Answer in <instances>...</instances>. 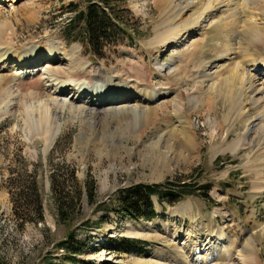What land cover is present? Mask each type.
Segmentation results:
<instances>
[{
    "label": "rangeland",
    "instance_id": "rangeland-1",
    "mask_svg": "<svg viewBox=\"0 0 264 264\" xmlns=\"http://www.w3.org/2000/svg\"><path fill=\"white\" fill-rule=\"evenodd\" d=\"M125 1L139 23V40L133 46H122L114 52L112 48H105L103 56L96 58L77 43L64 41L61 34V24L69 16L65 13L67 6L74 3L83 8L84 0H0V40H3L2 49L11 54L7 59H0V78L19 76L27 69L28 76L20 75L24 85L19 94L23 95L27 93V83L36 86L45 70L58 69L67 72L62 75L68 77L66 86L70 87L63 94L51 95L53 98L48 101L46 97L39 101L28 99L26 106L17 101L14 107H6L5 112L0 113L1 260L7 264H194L189 253L192 250L207 253L210 245L204 240L210 237V244L223 245L227 252L224 256L231 262L234 248L238 246L242 253L255 254L258 263L264 264V190H253V175L244 171L248 158L254 157L259 149L254 146L255 142L262 145V138L258 136L253 140L252 152L226 150L227 144L244 132L240 121L244 111H238L239 108L221 130L217 127L225 106L237 96L238 84L226 78L227 82L214 85L210 91L209 83L206 87L197 82L203 65L205 74L211 75L231 61L233 50L227 52L228 55L224 53L226 40L222 26L208 21L201 23L206 13L201 10L199 0H188L190 5L181 14V18L186 17V23L180 28L188 27L189 41L184 47L158 45L152 40L158 33L155 28L163 6L156 5L155 0ZM216 7L210 11L225 8L224 5ZM193 16H197L198 21ZM231 44L237 54L239 44L234 46V41ZM53 45L58 50V61L51 60L55 55L49 51ZM250 48L251 52L257 48L252 58L257 63L255 67L250 64L246 67L254 86L264 87V63H260L264 49ZM24 52H36L40 60L38 66L21 65V59L15 61L17 54ZM157 66L163 68L159 70ZM88 75L90 78L98 76V86L110 84L115 90L126 89V97L133 96L132 99L88 106L96 110L99 119L92 128L66 113L56 117V130L49 127L47 131L28 124L29 118L37 120V108L48 106L49 115L54 106L60 107L62 103L78 108L83 106L82 100H92L90 93L74 100L77 87L72 91L74 83L69 81L79 80V77L87 81ZM138 89H142V93ZM148 93L154 94L151 101L143 97ZM190 94L204 95L196 108L187 104ZM83 96L86 98L82 99ZM110 96L114 98V93ZM206 97H212L216 115L208 116L206 103H203ZM5 104L6 101L0 104V111ZM127 108H153L157 114L151 119L137 117L127 112ZM208 122H213L212 127ZM180 129L190 137L188 144L182 142V136L172 137V133L180 135ZM212 129L213 136L219 137L216 143L211 139ZM52 131L54 139L48 146ZM53 171L65 179H70V173H74L76 185L81 188L80 203L74 206L69 223L57 221L50 187ZM10 177L17 179L18 184L35 179L42 200L43 222L29 221L19 226L20 221L12 215L7 183ZM86 180L94 182L92 204L83 192ZM166 180L192 186L209 184V199L191 196L169 206L153 197L155 217L152 220L135 221L118 213L120 207L114 196L118 189ZM68 183L71 185L72 181ZM19 189L17 185L16 190ZM22 207L29 212V204L25 202ZM175 211L181 212L182 219L174 216ZM29 216L25 219L29 220ZM134 228H139L141 235L134 234ZM69 232L75 235L72 247L80 249L77 254L57 247ZM187 236L192 237L190 242ZM124 241L140 243L130 248ZM68 256H72L71 260Z\"/></svg>",
    "mask_w": 264,
    "mask_h": 264
},
{
    "label": "bare ground",
    "instance_id": "bare-ground-1",
    "mask_svg": "<svg viewBox=\"0 0 264 264\" xmlns=\"http://www.w3.org/2000/svg\"><path fill=\"white\" fill-rule=\"evenodd\" d=\"M155 4L160 5V6L162 5L163 12L160 14L161 16L160 21H158V24L156 25V28H155V30L158 33L152 40L153 43H156L158 45L161 44L163 46L184 47L186 42L189 41L190 33L188 30V27L180 28L181 24L184 23L186 20V17L184 18L182 16L181 18V14H183L182 12L186 8L189 7L190 3H188V0H155ZM199 5L203 13H206L204 17L205 19L201 20V23L204 24L205 21H208L210 22L209 24H218L219 26L221 25L223 31L225 32L224 40H226V45L224 46L225 48L224 53H227V52L229 53L231 50H233V55L230 58L231 61L229 62V64L232 63L231 65L228 64L227 66H224L218 69L217 72H214L211 75L205 74L206 66L203 65L201 70L199 69L200 72L198 73V76H197L199 78V81L197 82L199 83V86L206 84V87L208 86V83H209L210 85L207 88L210 91L213 90L214 85L218 83L220 84L223 82H227L226 78L232 79L237 82L238 84V88L236 89L237 96L233 98V101L229 102L228 105L225 106L222 120L218 122L217 127L219 128V130H221L224 126V123L232 116L233 112H235L238 108H239L238 111H244L243 115L242 116L240 115L241 116L240 121H242L243 123L242 129L244 130V132L242 135H238L234 141L227 144L226 150L229 149V150H232V151L234 150L235 152H237L239 150L244 149L249 152H252L253 148L255 147L259 148L257 153L254 155V157L252 156V158H248V161L246 165L244 166V171L248 174L253 175L251 188L255 191H262L264 190V87L257 88L256 86H254V83H253L254 81H252V76L249 75V71L246 65L248 66L250 64L251 66L253 65V67H255L257 63L255 59H252L254 56V52L257 50V48L255 49L254 52L253 51L251 52L250 46H254V47L258 46L264 49V0H199ZM222 5L225 6L223 10H220L218 8L215 11L214 10L210 11L212 8L215 9L217 8L216 6L220 7ZM240 8H241V11H240ZM200 16H201V13H200ZM177 18L178 20L177 22H175V19ZM194 18L196 21H198L197 16ZM251 21H253L254 23ZM1 31L2 30L0 27V39L2 36ZM242 38H244V43L242 41L243 40ZM2 41L0 40V59L1 58L7 59L9 58L11 54L9 50L6 51L5 48L2 49L3 47ZM232 41H234V44H233L234 46H236L235 43L239 44V47L237 48L238 50L237 54H236V51H234L235 47L233 48L230 46L232 45L231 44ZM49 51L55 52L53 53L55 54L53 55L54 58L51 60L58 61L56 57V53L58 52V50L56 49V47H54L53 45L52 49ZM261 54L262 53H259L258 55H261ZM15 59H16L15 61H18L21 59V65H24V66L31 64L33 68L38 66L40 62L39 57L37 56L36 52H32L31 54L26 53V52L19 53V55L17 54V58ZM261 62L264 63V58L260 60V63ZM157 68L161 70L163 66H157ZM27 71H28L27 69L21 71V74L18 73L19 76L18 75H14L13 77L4 76L0 78V104L2 105V103L6 101L4 109L0 111V113L5 112L6 107L12 108L17 103L18 104L21 103L24 106H26V104L28 103V99L39 101L41 100L40 99L41 97L43 98L46 97L48 101V98L52 97L51 95L56 96L58 94L59 95L63 94L66 91H68L70 88L66 86L68 81H66L65 79H68V77L67 76L64 77L62 75V74L67 75V72H63L62 70H58V69L52 70L50 72L45 70L41 74L42 78L39 81L40 83L37 84L36 86H33V84L31 83H27L28 85L27 93L20 95L19 89L24 85V82H23L24 79H22V76L20 77V75L24 74L25 76H28L29 72L27 73ZM97 78L98 76L90 78L88 75L87 81H85L86 78H80V77H79V80L78 79H75L73 81L69 80L70 82L74 83L72 91H74L75 87H77L74 91L76 93L75 96H73L74 100H78L77 98L80 95H88V93H90L89 96L92 95L91 97L92 100H88L89 102H87V100H82L81 103H83V106L78 107V108L68 106L67 104H66L67 106H63L62 105L63 103H62L60 107L54 106L53 110L50 111L49 115L47 111L48 106L47 104H45V106L47 107H44V108L40 107L39 109L37 108V117H36L37 120L32 121L29 118L28 124L31 127H35V128L38 127V128H41L47 131L49 127L50 129H52L53 127L56 130L58 128L57 127L58 125L56 124L57 123L56 117L60 114L66 113V114L78 117L81 120V122L85 125V127L87 126L89 128H92V125L97 124L99 122V119H97L96 110L93 111L89 109L90 106L92 105L98 106V105H101L102 103L116 104L122 99L123 100L132 99L133 96L126 97L128 96V91H126V89H121L122 87L115 90L110 84L102 85V87L98 86L100 81L98 80L99 78L98 79ZM21 80L23 84H21L22 83ZM34 81L35 80H32V82ZM199 86L198 88L201 89ZM66 87H67V90H64L66 89ZM107 92L109 94H107ZM115 92H118V93H115ZM138 92L142 93V89H138ZM111 93H114V96H113L114 98L110 96ZM143 93L147 94V92L145 91ZM44 94H46L47 96H45ZM130 94L132 95V93ZM120 95H124V96L122 97ZM201 96L202 94L201 95L198 94L197 96H194L191 94L188 95V98H187L188 106L195 107V105L199 103V101L201 100L200 99ZM143 97L151 101L152 98L154 97V94L148 93V96L144 95ZM202 97H204V95ZM84 98L86 97L83 96L82 99ZM206 98H205L206 101H204L203 103H206V106H207L206 111L208 113V116H210L211 114L216 115V112H214L213 110L215 105H214V102H212L211 100L212 97H208L207 99ZM15 102L17 103L15 104ZM84 104H88V105H84ZM140 108H133V109L127 108V112L129 113L131 112L132 114H135L134 116H137V117H140L142 115V117H146V118H150L152 117V115L157 114L156 110L153 108L149 110L147 108H146L147 110L141 109L142 111L140 110ZM211 123L213 122L209 123L210 126L212 125ZM178 133L180 135L178 134L176 135V133L175 134L172 133V137L182 136L181 140L184 138L182 142L185 141L188 144L190 141V137L188 138L187 135L181 131V129ZM212 133H213V129L211 130V139H214L213 142L216 143L217 141H219V137L218 138L214 137ZM54 134L55 133L53 132L52 133L53 136H51V138L49 139L48 146L52 144L53 139H54ZM258 136L262 138V145H260L259 142H255V144L253 142V140L256 139ZM228 137L229 136H227L226 138L228 139ZM248 138H251V139H248ZM226 141L224 143H226ZM253 144L255 147L253 146ZM185 208L189 209L190 207L186 206ZM174 216L176 218L182 219L181 212L175 211ZM170 230H172V232L175 233L173 228ZM134 234L141 235V230L139 228H134ZM190 234L194 236L193 233H190ZM186 240L187 241L189 240L190 242V240H192V237L187 236ZM209 240H210V237L209 239L206 238L204 240L205 242H207V245L208 244L210 245L206 251L207 253L199 254L198 252H196V250H192L189 253L190 255L189 257L193 259L192 263L194 264H225L228 261V264H259L255 254L246 255L242 253L239 249H237L238 246L234 248V254H235L234 260L233 262H231L230 259L224 256L227 254V252H225L223 245H221L218 242L217 243L212 242V244H210Z\"/></svg>",
    "mask_w": 264,
    "mask_h": 264
},
{
    "label": "trees",
    "instance_id": "trees-1",
    "mask_svg": "<svg viewBox=\"0 0 264 264\" xmlns=\"http://www.w3.org/2000/svg\"><path fill=\"white\" fill-rule=\"evenodd\" d=\"M85 6L79 8L77 4L70 3L67 6L69 16L61 24L62 38L66 42L77 43L82 49L93 57L101 58L105 48H112L117 51L122 46H133L140 38L139 23L134 19L127 7L125 0H84ZM14 173H11L13 175ZM65 179L53 171L50 176V187L53 201L57 211V221L65 224L72 221L74 206L80 203L81 188L76 184L74 173H70ZM72 184L69 185L68 181ZM12 202V215L19 226L26 222H43L42 200L39 189L34 178L29 182L24 181L18 184L17 179L8 178L7 181ZM75 183V184H74ZM19 185L21 189L16 190ZM14 186V187H13ZM94 182L86 180L84 182V194L92 204ZM211 190L209 184L192 186L186 183H176L166 180L162 183L143 184L138 183L118 189L115 192V199L119 205L118 213L122 217L131 220H152L155 217L152 197L159 201L173 206L186 197H199L208 200V193ZM24 200V201H23ZM30 205L29 212L22 206L24 203ZM30 219H25L26 215ZM76 242L75 235L68 233L65 241L57 247L65 250L69 254H77L80 249L73 248ZM134 248L140 242L124 241ZM72 256H68L71 260ZM0 264H7L0 258ZM48 264V263H46Z\"/></svg>",
    "mask_w": 264,
    "mask_h": 264
}]
</instances>
